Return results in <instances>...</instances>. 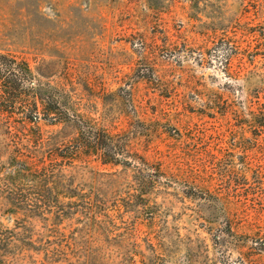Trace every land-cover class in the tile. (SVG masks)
<instances>
[{"label": "rangeland", "instance_id": "rangeland-1", "mask_svg": "<svg viewBox=\"0 0 264 264\" xmlns=\"http://www.w3.org/2000/svg\"><path fill=\"white\" fill-rule=\"evenodd\" d=\"M0 53L124 149L8 184L27 135L75 131L0 95V264H264V0H0Z\"/></svg>", "mask_w": 264, "mask_h": 264}, {"label": "trees", "instance_id": "trees-1", "mask_svg": "<svg viewBox=\"0 0 264 264\" xmlns=\"http://www.w3.org/2000/svg\"><path fill=\"white\" fill-rule=\"evenodd\" d=\"M0 95H6L13 100L19 98L28 100V108L22 114L25 123L29 125H36L39 120L43 119L47 120L50 125L72 123L75 131V137L67 146L55 144L52 139L43 145L38 142L36 136L27 135L24 139L26 143L21 142L22 144L15 147L16 149L8 155V184L11 181L12 184L21 180L28 181L34 183L39 190L42 188L51 194L54 187L63 188L67 185L66 178L61 177V163L71 164L74 160L95 156L103 164H122L124 149L116 141V137L110 136L104 129L95 125L71 120V116L61 105L57 91L53 87L35 83L32 72L25 62L17 61V58L2 53H0ZM4 116L8 117L11 114L6 113ZM18 128L19 130L26 129ZM0 130H2L0 134L2 139L11 133L3 125H0ZM19 130L14 133V136ZM16 146H18L17 143ZM67 190L72 189L66 188ZM6 193L13 205L31 208L29 205L25 207L26 201L22 192L12 194L7 191ZM3 241L9 242V240L0 239V243ZM82 264L100 263L95 258L90 259L86 256Z\"/></svg>", "mask_w": 264, "mask_h": 264}]
</instances>
